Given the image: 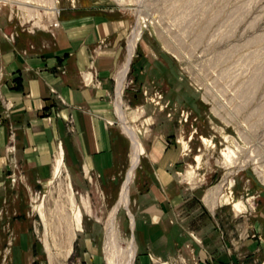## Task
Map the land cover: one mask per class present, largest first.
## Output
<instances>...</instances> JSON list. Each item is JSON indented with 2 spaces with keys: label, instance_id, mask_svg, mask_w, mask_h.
<instances>
[{
  "label": "rangeland",
  "instance_id": "374dc122",
  "mask_svg": "<svg viewBox=\"0 0 264 264\" xmlns=\"http://www.w3.org/2000/svg\"><path fill=\"white\" fill-rule=\"evenodd\" d=\"M46 1L39 0V8L43 4L48 6ZM48 1H55L54 6L60 11L67 5L78 4L111 9L128 21L122 40V63L115 71L110 96L114 107L112 123L121 135L115 167L98 174L80 166L79 175L74 177L76 183L69 176L82 212V226L76 231L70 254L58 253L57 263H82L83 244L96 248L103 264H108V251L117 247L124 254L118 256L116 264L124 262L131 240L136 244L131 223L136 196L150 181L147 153L153 140L151 156L157 158L161 154L164 140L167 149L176 155L170 174L180 183L186 197L180 225L173 231L177 234L175 253L171 259H160L147 252L151 264H198L194 247L197 237L193 231L203 216L211 218L212 213L220 219L225 237L230 233L231 239L239 243L255 236L248 227L241 229V226L246 219L250 222L256 209L264 205V0ZM12 8L13 12L7 3H0V41L9 43H14L21 31L33 33L57 26L56 19L61 13L44 14L25 22L18 8ZM138 28L142 31H138L120 101L126 122L141 132L144 153L130 185L131 216L120 208L111 233V213L131 153L130 141L116 113V74ZM89 70L81 73L82 78L91 79V84L98 83L92 67ZM213 107L218 108L219 115L213 112ZM221 115L226 116L225 121ZM12 134L4 150L7 170L0 173V264H50L43 245V224L35 207L43 199L47 206L53 207L59 199L58 191L66 188L65 175L69 172L61 155L53 160L54 166L62 160L60 180L56 175L54 180L50 177L51 183L45 180L26 184L14 159ZM228 150L237 155L234 167L225 163L224 154ZM252 155L258 159L255 165L249 162ZM245 163L249 164L243 166ZM220 187L221 192H217ZM228 193L232 199L227 200ZM237 202L244 205L245 211H234L233 204ZM186 230L190 233L188 244L184 241Z\"/></svg>",
  "mask_w": 264,
  "mask_h": 264
},
{
  "label": "crops",
  "instance_id": "0c3cea01",
  "mask_svg": "<svg viewBox=\"0 0 264 264\" xmlns=\"http://www.w3.org/2000/svg\"><path fill=\"white\" fill-rule=\"evenodd\" d=\"M56 20L58 25L49 30L21 31L14 43L0 41V173L7 170L4 150L12 132L14 159L29 185L49 180L53 160L61 155L74 183L80 166L105 174L115 167L121 140L112 123L110 96L115 71L122 63L127 19L111 9L78 4L63 7ZM91 67L96 84L86 83L81 76ZM153 142L147 153L150 181L135 199V264H151L147 252L160 259L172 258L177 249L173 231L180 225L186 197L170 174L176 155L164 140L161 154L151 156ZM219 221L213 213L211 218L203 216L193 231L198 264L264 261V205L241 226L255 236L239 243L230 233L225 237ZM82 246L80 264H103L96 248Z\"/></svg>",
  "mask_w": 264,
  "mask_h": 264
},
{
  "label": "bare ground",
  "instance_id": "6f19581e",
  "mask_svg": "<svg viewBox=\"0 0 264 264\" xmlns=\"http://www.w3.org/2000/svg\"><path fill=\"white\" fill-rule=\"evenodd\" d=\"M44 2L45 1H43V3ZM47 2L50 5L48 4V6H46V5H44L45 4L44 3L42 5V7L39 8V4H40L39 0H0V3H2V4L7 3L9 5L11 12H13L12 7L16 6L19 10V11L18 10L17 11L20 13L22 21H25V20L28 21V18L29 19H33V18L39 19V18H42V16L44 14L57 15L58 13L61 12L59 9L55 8V6H54L55 1L53 2V1L47 0L46 4H47ZM118 3L121 4L123 2L120 1ZM39 10H42V13L41 12L39 13ZM11 16H12V13L10 14V17ZM140 17H141V14H140ZM142 21H143V19L141 20V24L144 22V21L143 22ZM147 23H149V22H147ZM137 25H136V27H137ZM142 26L144 27V25H142ZM139 28H140V26H139ZM139 28L136 31L137 32L136 35H134L135 37H133V39H131V41L129 42L128 51H127L125 61L122 65V67L118 70V72L116 74V80H117L116 113L120 119L121 128L123 130V133L128 137V139L130 141L131 153H130V157H129V167H128L127 172H126L125 179L122 182L121 187H120L118 201H117V203H116V205L113 208L112 213H111V224H110L111 225L110 226L111 233H113L115 230V229H113L114 225H115L114 221L116 218V214L120 208L125 209L127 211V213H129V215L131 216L130 211H129L130 185L133 181V178H134L135 173H136V169L139 165L140 156H141V154L144 153L143 145L141 144V141H140L141 132H140V130L134 128L131 124H128V122H126L124 113H123L122 108H121V101H120V95L122 92V87H123V84H124V81L126 78V74L128 72V68H129V64L131 62V58H132L134 50H135L137 37L140 34L139 32L142 31V29L139 31ZM175 51L178 52L177 49H175ZM220 106H222V105H220ZM218 111H219L218 108L213 107V112L215 114L219 115ZM224 117H226V116H224ZM224 117L222 116L220 118H222L224 120ZM228 117H230V116H228ZM233 117H235V116H233ZM203 143L205 145H208V142L205 139H203ZM235 154L233 153V151L231 152L229 150L226 151V153L224 154L225 163L228 166L234 167L236 165V163H237L236 156L237 155L235 156ZM252 157L253 158L249 161L251 163V165L257 164L258 159H255L253 155H252ZM246 160H247V158H246ZM247 164H249V163H245V164H243V166H246ZM63 169H64V167H63L62 160H59L56 163V165L53 167L52 176H51L53 178V180H54V177L56 175L58 176L57 179L60 180L59 177L62 174ZM85 175H86V177L89 178V175L87 172ZM65 177H66V188L64 190L58 191L59 199L55 200L54 205L52 204L53 207L47 206L44 203V199L42 200V202L37 207H35V210L38 212L39 217L41 219V222L43 224V245H44V249H45V251L49 257V263L50 264H58L57 263L58 260L56 257L58 253H61L64 256H68L70 254V252L72 250V244H73L72 242L75 238L76 231L81 230V226H82V212H81L80 208L78 207V204L76 203L74 191H73L72 186H71L70 177H69L67 172H66ZM53 180L50 178L48 180V183H51ZM221 189H222V187L218 188L217 192H219ZM62 196H63V200H61ZM229 199H232L230 193L227 194V200H229ZM88 207H90V206H88ZM233 209L237 213L245 211L244 205L241 203H238V202L233 204ZM133 227H134V222L131 223V229H133ZM127 249H128L127 250V258L124 260L123 263L124 264H133V260L135 257V245H134L133 240H131V242L129 244V248H127ZM108 252H110L107 255L108 264H116L118 256L119 255L123 256L122 254H124L123 250H117V247L115 249H110V251H108Z\"/></svg>",
  "mask_w": 264,
  "mask_h": 264
},
{
  "label": "built area",
  "instance_id": "2783aa9c",
  "mask_svg": "<svg viewBox=\"0 0 264 264\" xmlns=\"http://www.w3.org/2000/svg\"><path fill=\"white\" fill-rule=\"evenodd\" d=\"M83 79H84V81H85L86 83H88V84H90L91 81H92L91 79H90L89 81H87L86 78H85L84 76H83ZM58 96L60 97V95H58ZM11 136H13V134H12ZM11 149H12V147H11ZM9 150H10V148H9ZM162 264H163V263H162Z\"/></svg>",
  "mask_w": 264,
  "mask_h": 264
}]
</instances>
